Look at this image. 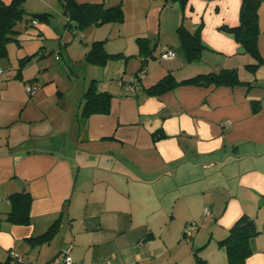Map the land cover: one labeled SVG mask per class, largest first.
<instances>
[{"label": "crops", "instance_id": "0c3cea01", "mask_svg": "<svg viewBox=\"0 0 264 264\" xmlns=\"http://www.w3.org/2000/svg\"><path fill=\"white\" fill-rule=\"evenodd\" d=\"M241 2L123 0L122 25L128 24L129 39L111 27L107 38L95 40L105 41L106 52L122 54L121 59L97 66L84 60L88 45L78 51L79 58L66 51L65 64L81 67L77 94L61 87L59 72L50 73V55L43 47L37 59L0 83L3 219L10 210L7 198L21 190L16 181L31 196L28 225L1 223L0 264L9 262L10 252L36 264L52 262L68 247L70 256L68 236L82 264H109L105 259L195 264V256L206 264H227L218 242L242 216L258 231L249 240L245 264H264V65L251 71L255 60L223 30L239 25ZM180 26L198 34L203 47L198 60L187 61ZM140 37L156 42L145 59L138 55ZM168 50L174 59L162 60ZM260 56L264 59V53ZM140 69L135 93L126 92L121 82ZM222 69L235 70L245 84L146 92L166 74L182 81ZM93 80L98 92L111 95L110 112L82 119V96ZM157 132L164 137L154 141ZM58 218L59 229L49 243L28 244ZM189 223L199 229L189 242L182 241Z\"/></svg>", "mask_w": 264, "mask_h": 264}, {"label": "trees", "instance_id": "16d2710c", "mask_svg": "<svg viewBox=\"0 0 264 264\" xmlns=\"http://www.w3.org/2000/svg\"><path fill=\"white\" fill-rule=\"evenodd\" d=\"M185 1L180 0V3L183 4ZM21 2L22 0H11L9 3H4L0 0V61L7 58V44L10 41H15L13 36L17 33L15 26L18 22L24 21L29 26L32 21L46 20V15L43 14H31L26 17L27 14L20 7ZM60 3L68 22H72L78 31L84 30L89 26L98 27L110 23H122L124 20L122 0H118L116 5L109 7L104 2L77 3L75 0H60ZM260 3V0H242L239 12V25L234 28L223 29L225 32L232 34L235 41L255 60L256 63L248 67L253 72L259 66L264 65V59L261 58L258 51V9ZM68 26L70 25L68 24ZM178 32L180 34L181 47L185 52L187 61L198 60L203 50L198 39V34H189L181 26ZM136 44L138 55L144 59L149 57L156 48L155 39L140 37L136 39ZM104 45L105 41L93 42L85 54L84 60L91 65L104 66L109 60H119L123 57L122 54H108ZM30 60L31 57L20 59L21 68L23 64H26ZM142 69L145 70L144 63H142ZM241 84L245 83L239 80L235 70L222 69L217 73L197 75L182 81H176L173 75L166 74L155 84L147 88L146 92L151 95H161L181 85L233 87ZM110 105L111 95L106 92H98L96 81L93 80L82 96L79 118L87 119L95 114L107 115L110 112ZM163 137L164 135L158 132L152 135L154 141ZM7 201L9 202L10 210L6 213L4 219L0 213V226L3 220L13 225H28L30 223L31 196L27 188L10 195ZM59 226L60 218L55 220L43 235L28 239V244L36 246L49 243L56 235ZM257 234L258 231L252 220L246 216L239 218L229 229L227 236L218 242V246L226 250L227 264H245L246 259L251 255L249 240ZM195 264L206 263L201 258L195 256Z\"/></svg>", "mask_w": 264, "mask_h": 264}, {"label": "rangeland", "instance_id": "374dc122", "mask_svg": "<svg viewBox=\"0 0 264 264\" xmlns=\"http://www.w3.org/2000/svg\"><path fill=\"white\" fill-rule=\"evenodd\" d=\"M4 3H9L11 0H2ZM76 1V0H75ZM88 2V3H96V2H104L106 6H114L117 4L118 0H79L80 2ZM128 1L126 0L127 4ZM148 1V0H145ZM260 5L258 9L259 15V36H258V51L259 54L264 53V0H260ZM78 3V2H77ZM21 9L29 15L35 14H43L46 15V20L38 21V25L28 26L24 21L18 22L15 26V30L17 33L13 36L15 41H10L7 46V58L0 61V83L2 81H8L12 79V76L21 70L20 60L18 58L21 54H26V57H31V59L38 58V52L43 47L46 50L47 54L50 56L47 57L48 62L50 64V73L59 72L61 75L58 78L59 83L62 86L67 85L69 88V94L74 95L79 86H81V78H80V68L79 64H72L69 66L67 63L65 64L66 59V51L67 54L71 53V56H81L79 50L81 51L84 46L88 45V50L90 45L97 40L96 38L104 39L107 38L108 32L113 31L116 32L118 29L122 30V34L124 35L123 39L128 40L127 32L130 34V29L128 24L126 23L124 26L122 23H114L111 25H106L101 28L100 26L94 27L89 26L84 30L78 31L75 29L74 24L68 22L67 17L63 13V9L60 3V0H22ZM123 7V0H122ZM68 24L70 26H68ZM41 25V26H40ZM27 26V27H26ZM40 26V27H39ZM111 27H113L111 29ZM129 29V30H128ZM42 34V35H41ZM85 35L84 39L80 38V35ZM42 36V37H41ZM67 38L69 39L68 41ZM113 37L110 35L109 40H112ZM122 41V40H121ZM260 47V49H259ZM85 48V47H84ZM155 50V49H154ZM88 52V51H87ZM25 58V57H24ZM19 63V64H18ZM67 65V66H66ZM58 74V73H56ZM66 77L70 78V81L66 80ZM65 88V87H63ZM77 94V93H76ZM73 158V157H72ZM78 159V157H76ZM74 164H79V160L73 159ZM64 229L69 231L66 226ZM61 233V230H60ZM68 243H72L73 249L70 253L72 261L76 264H82L81 261L77 260L76 251H80L76 247V243L71 236L66 238ZM182 241H190V237L184 238L181 236ZM160 242H155L151 245H159ZM81 253V252H80ZM91 252L88 254V258L90 257ZM26 260V259H25ZM41 260V259H40ZM115 259H105L103 262H108L109 264L116 263ZM31 262V261H29ZM36 262V261H35ZM38 263V262H37ZM47 264H54L51 261ZM86 264H94V262H86ZM107 264V263H106Z\"/></svg>", "mask_w": 264, "mask_h": 264}, {"label": "built area", "instance_id": "2783aa9c", "mask_svg": "<svg viewBox=\"0 0 264 264\" xmlns=\"http://www.w3.org/2000/svg\"><path fill=\"white\" fill-rule=\"evenodd\" d=\"M36 24H37L36 21H32L29 25L31 26V25H36ZM160 58L162 60H167V61L173 60L174 53L170 50L164 51L160 55ZM143 72L144 71L142 70L136 75L131 76L130 79L127 80L126 82L124 83L121 82V85H123L126 92L131 93V94L135 93L136 88L138 86V81L142 77ZM32 89H33L32 86L27 87L26 88L27 93L32 94ZM204 215L208 216L209 212L206 210L204 212ZM198 229H199V225L197 223H189L185 227L184 235L186 237H192L197 232ZM69 251H70V247L63 250L62 253L52 261V263L54 264H73L72 258L69 256ZM9 264H36V263L26 261L22 257H20L18 254H16L15 252H10L9 253Z\"/></svg>", "mask_w": 264, "mask_h": 264}, {"label": "water", "instance_id": "95a60500", "mask_svg": "<svg viewBox=\"0 0 264 264\" xmlns=\"http://www.w3.org/2000/svg\"><path fill=\"white\" fill-rule=\"evenodd\" d=\"M15 184L19 187V188H21V189H23L24 188V185H23V183L22 182H20V181H16L15 182Z\"/></svg>", "mask_w": 264, "mask_h": 264}]
</instances>
